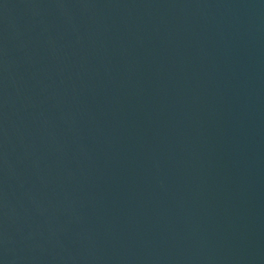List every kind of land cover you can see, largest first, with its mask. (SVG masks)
Segmentation results:
<instances>
[{
	"label": "water",
	"instance_id": "1",
	"mask_svg": "<svg viewBox=\"0 0 264 264\" xmlns=\"http://www.w3.org/2000/svg\"><path fill=\"white\" fill-rule=\"evenodd\" d=\"M0 264H264V0H0Z\"/></svg>",
	"mask_w": 264,
	"mask_h": 264
}]
</instances>
